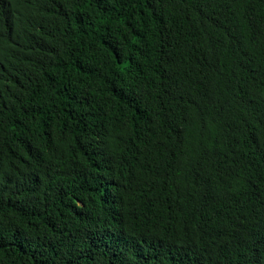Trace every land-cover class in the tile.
I'll return each instance as SVG.
<instances>
[{
  "label": "trees",
  "instance_id": "16d2710c",
  "mask_svg": "<svg viewBox=\"0 0 264 264\" xmlns=\"http://www.w3.org/2000/svg\"><path fill=\"white\" fill-rule=\"evenodd\" d=\"M262 243L264 0H0V264Z\"/></svg>",
  "mask_w": 264,
  "mask_h": 264
},
{
  "label": "bare ground",
  "instance_id": "6f19581e",
  "mask_svg": "<svg viewBox=\"0 0 264 264\" xmlns=\"http://www.w3.org/2000/svg\"><path fill=\"white\" fill-rule=\"evenodd\" d=\"M238 227L242 228L241 226H238ZM258 233L260 234V231H259V230H258ZM263 244H264V243H262V244L260 245L259 250L261 249V247L263 246Z\"/></svg>",
  "mask_w": 264,
  "mask_h": 264
}]
</instances>
